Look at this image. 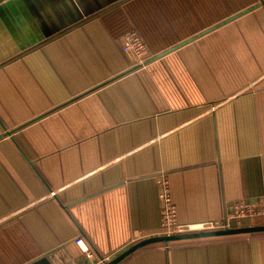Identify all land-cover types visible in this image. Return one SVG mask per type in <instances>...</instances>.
<instances>
[{
	"label": "crops",
	"instance_id": "obj_1",
	"mask_svg": "<svg viewBox=\"0 0 264 264\" xmlns=\"http://www.w3.org/2000/svg\"><path fill=\"white\" fill-rule=\"evenodd\" d=\"M126 25L144 67L122 51ZM166 189L183 233L231 203L264 207L263 0H119L0 62V264H97L168 235ZM118 264H264V232Z\"/></svg>",
	"mask_w": 264,
	"mask_h": 264
},
{
	"label": "water",
	"instance_id": "obj_2",
	"mask_svg": "<svg viewBox=\"0 0 264 264\" xmlns=\"http://www.w3.org/2000/svg\"><path fill=\"white\" fill-rule=\"evenodd\" d=\"M117 1L119 0H0V48L5 56L2 57L0 52V62L34 46L49 34L93 15L96 11ZM20 36L25 42L20 40ZM15 39L18 41L17 44ZM258 232H264V225L162 235L146 239L129 249L126 248L106 264L123 262L134 250L151 244L168 245L179 240Z\"/></svg>",
	"mask_w": 264,
	"mask_h": 264
},
{
	"label": "built area",
	"instance_id": "obj_3",
	"mask_svg": "<svg viewBox=\"0 0 264 264\" xmlns=\"http://www.w3.org/2000/svg\"><path fill=\"white\" fill-rule=\"evenodd\" d=\"M125 49L126 51L130 53H137L136 55L131 57H145V59L142 61L141 66H146L148 62V50L145 47V45L137 39V37L134 34H130L126 37L125 39ZM165 192L167 195L164 196L165 199V209L163 211V222L164 225L166 226V231L168 235L172 234H178L182 233L183 230L180 227V225L177 224V216H176V206L172 203L171 198L169 196V190L166 189ZM255 205L252 204H243L241 206H238L236 208V214L234 217L238 216L239 218L248 214H254L255 213ZM232 216V211L230 210L228 213V216L225 217L224 221H216L214 222L211 226L214 229H224V228H230L231 221H236V220H231L230 224L228 223V220ZM174 226H177L174 228ZM77 244H83L85 247L83 248V252L86 253V255L90 258L93 256V251L90 249L89 246L85 245L84 240L80 237L77 240ZM111 256H100L99 259L97 260V264H106L111 260Z\"/></svg>",
	"mask_w": 264,
	"mask_h": 264
},
{
	"label": "rangeland",
	"instance_id": "obj_4",
	"mask_svg": "<svg viewBox=\"0 0 264 264\" xmlns=\"http://www.w3.org/2000/svg\"><path fill=\"white\" fill-rule=\"evenodd\" d=\"M130 34H134L136 37H137V39H139L144 45H145V47L147 48V50L149 49L148 48V45L145 43V41L143 40V38H142V36L139 34V32L135 29V28H133V27H130V26H125V27H123L122 29H121V31L119 32V40H120V45H121V48H122V51H123V53L126 55V57L128 58V60L130 61V63L132 64V66H137V67H143V66H141V63H142V61L145 59V57H131L130 56V54L132 55V56H134V55H136L137 53L135 52V53H128L127 51H126V49H125V39H126V37L128 36V35H130ZM150 51L148 50V56H149V53ZM243 204H252V205H255L256 207H255V213L254 214H248V215H245V216H242V217H238V216H236V217H234V215L236 214V208L238 207V206H241V205H243ZM227 209H226V216H228V213H229V211L231 210L232 211V216L233 217H230V219L228 220V223L230 224V221L231 220H236V222H240V221H242V219L243 218H245V217H248V218H254V217H256V216H262V215H264V207H262V205L261 204H257V203H255V202H248V203H243V202H237V203H231V204H229V205H227V207H226ZM176 216H177V211H176ZM177 218V217H176ZM220 221H223V220H220ZM178 222V221H177ZM233 221H231V223H232ZM179 225V224H178ZM211 228H212V226H211ZM212 229H214V228H212Z\"/></svg>",
	"mask_w": 264,
	"mask_h": 264
}]
</instances>
